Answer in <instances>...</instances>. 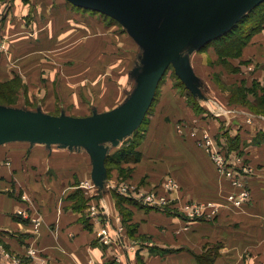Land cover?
Masks as SVG:
<instances>
[{"label":"crops","instance_id":"0c3cea01","mask_svg":"<svg viewBox=\"0 0 264 264\" xmlns=\"http://www.w3.org/2000/svg\"><path fill=\"white\" fill-rule=\"evenodd\" d=\"M66 1L118 22L70 0H0V28L6 45L0 51V80L11 79L18 71L16 61L49 50L54 39L84 34L89 15L76 12ZM230 19L221 26H227ZM183 86L163 90L155 111L150 110L154 116L142 133L141 159L121 164L130 170L127 177L121 176L117 166L109 171L105 160L101 192L93 177L92 153L84 146L70 152L46 142L0 143V264H11L10 257H26L28 247L40 249L48 264H264V136L254 141L264 130L241 126L236 111L231 117L228 108L218 113L226 114V119L210 116L211 99L200 101L203 112L195 111L187 101L192 92ZM201 89L205 94L204 86ZM75 98L74 106L84 105L83 99ZM193 120L199 121L197 127H190ZM194 128H209L227 143L233 137H238L239 144L247 142L246 151L256 168L250 179L249 203L232 205L228 199L232 185L197 137L189 135ZM169 176L174 181L171 190L164 185ZM85 181L90 183L91 202L82 198L85 195H73ZM79 189L85 194L82 185ZM151 189L166 195L173 207L160 210L134 198L149 196ZM118 196L125 198L123 205L131 212L128 220L119 212ZM185 201L211 202L216 215L213 220L188 221L179 210ZM91 205L99 208L95 218L82 212ZM33 219L40 222L38 228ZM108 228L110 241L105 243L100 233Z\"/></svg>","mask_w":264,"mask_h":264},{"label":"rangeland","instance_id":"374dc122","mask_svg":"<svg viewBox=\"0 0 264 264\" xmlns=\"http://www.w3.org/2000/svg\"><path fill=\"white\" fill-rule=\"evenodd\" d=\"M119 1L121 2V0ZM176 1L175 5H165L176 8L175 6H179L178 3H181L179 0ZM239 1L241 4L237 5ZM252 1L255 0H238L235 6L226 8L225 11L200 16L201 18L194 20L189 19L191 21H188L181 28L175 39V42H178L175 51L180 55V58L178 57L179 68L185 69V72L191 78H195L200 82L205 89L204 95L207 96L208 100H212L215 114L209 111L210 116L213 114L226 119V114L219 115L218 113H221L222 108H228L231 117L234 115L232 111H236L234 116L241 118V126L245 123L249 128L260 132L264 130V119L256 116L259 114V116L263 115L264 117V35L262 33L264 28H254L248 33V36H245L243 29L247 30L249 24H251V19L248 18L242 21V27L237 28L229 36L228 33L239 22L225 33L224 36H228L225 39L217 38L211 42H202L209 35L222 30L223 21L237 15L235 9L240 6L245 8ZM124 3L128 4L129 1ZM65 4L76 12L89 15L84 34L74 32L68 38H56L50 45L49 50L29 57L26 56L15 62L14 66L18 70L17 73L13 74L12 78L7 81L0 80V127L11 126L3 122L13 120L40 119L43 122L50 119L47 121L50 124L55 123V119L57 122L65 123L67 121L79 122L101 116H110L118 110L125 109L133 99H137L138 88L142 83L144 71L149 61L148 49H153L167 23V18L151 15L147 24H144L146 19L145 10L132 8L135 16L134 24L145 37L143 45L139 40H136L138 32L133 30L135 38L130 30L126 29L122 23H118L119 21L114 22L105 15L78 8L67 1ZM258 9L259 5L254 7L253 10ZM253 10L249 12L250 14L248 13V16L252 14ZM126 15L129 17V14L125 13L127 19ZM196 23H200L199 28L195 26ZM54 30L59 32L61 28L56 26ZM0 37L5 44V40L1 35V28ZM243 37L245 41H242ZM96 38L98 39L96 40ZM175 71L173 63L170 62L159 83L149 111L152 109L155 111L156 103L161 100L163 90H167L169 86H174V88L183 86L182 83L184 82L181 79L182 83H180L174 73ZM75 97L78 100L83 99L84 105L74 106L76 103ZM187 97L189 104L197 111L193 103V98L196 97L193 96L192 98L190 94ZM198 102L202 104L200 101ZM149 111L144 118V120L147 119L146 122L143 121L144 123H142L144 129H147L149 121L154 116L149 115ZM198 122L193 120L190 127H197ZM225 125H227V121ZM241 126L238 128L239 130H241ZM262 132L264 134V131ZM238 142L237 140L234 146L230 145L232 143L230 139L228 146L231 153L238 154L242 168L249 171V174L243 176L244 178L240 180L249 191V197L245 203L247 204L252 200L250 179L256 168L251 162V153L249 154L246 151L247 142L243 143L241 140L240 144L242 146L238 145ZM243 144H246L245 147ZM63 148L68 149L70 152L75 150L77 152L78 150L77 144H74L73 147L65 145ZM46 165L48 164L46 163ZM108 167L111 169L115 166L113 164L109 166L108 164ZM120 170L121 176H123L128 168ZM224 178L227 177L224 176ZM172 179L169 176L164 181L166 187L170 186L169 190L174 187ZM229 182L232 181L229 179ZM81 185L84 187L83 183ZM79 186L75 191L72 190L74 193L71 191L73 195L75 197L85 195L82 198L89 199L91 202L93 198H91L92 194L89 193L90 189L84 187V194L83 191H79ZM119 190L122 189L119 188ZM148 192H150L148 195L151 198L162 199L165 197L168 201L166 195L157 194L156 190L151 189ZM187 202L195 201H185L182 205ZM202 203L209 204L208 202ZM172 207L173 205L167 204L164 208L159 209L166 210ZM181 207H179L180 214L185 219L188 221L195 220L188 219L182 213ZM209 207L215 208L214 205ZM118 209L124 217H127L128 210L123 207ZM82 212L88 215L92 214L90 206H85ZM214 217L215 215L209 219L204 217L196 219L213 220ZM28 249L29 247L27 252ZM36 249L39 252V257L31 258L26 254L24 258H15L32 264L43 261L48 264L47 257L45 255L41 256V250Z\"/></svg>","mask_w":264,"mask_h":264},{"label":"water","instance_id":"95a60500","mask_svg":"<svg viewBox=\"0 0 264 264\" xmlns=\"http://www.w3.org/2000/svg\"><path fill=\"white\" fill-rule=\"evenodd\" d=\"M70 1L76 5L92 8L112 16L122 23L126 29L130 30L134 36L133 30L137 31L138 36L137 38L135 36V38L142 44L145 41V37L134 24L135 16L132 8L145 10L146 19L144 24H147L148 18H151V15L167 18V23L159 39L155 42L153 49H148L149 61L144 71L142 83H140L138 88V97L136 100L133 99L125 109L118 110L110 114V116H101L79 122L67 121L60 123L55 119V123L49 124L47 121L50 119L43 121L45 123L40 119H28L3 122L11 126L0 127V143L7 141H29L57 144L62 148L65 145L73 147L74 144L88 148L93 156L94 181L99 186L101 192V189L105 185L104 162L109 151L113 147H118L120 141L132 136L139 129L152 105L159 83L170 62L173 63L175 72L191 90L193 96L199 99V101H208L207 96L202 92L200 82L195 78H191L185 72V69L179 68L178 57L180 58V55L175 51V46L178 44V42H175V39L181 28L188 21L201 18L200 16L213 14L214 12H220L226 5H235L238 0H179L181 3H178L179 6H175L176 8L165 5H175L177 3L176 0H124L123 3L122 0L121 2L119 0ZM125 1H129V3L125 4ZM262 1H252L247 7L238 11L237 15L230 19L227 26L222 27V30H218L211 35L208 34L209 36L207 35L208 37L202 42L206 43L216 37L223 36ZM126 12L129 14V17L126 15L127 19L125 18ZM195 26L199 28L200 23H196ZM104 142L111 144L107 146L104 145Z\"/></svg>","mask_w":264,"mask_h":264},{"label":"built area","instance_id":"2783aa9c","mask_svg":"<svg viewBox=\"0 0 264 264\" xmlns=\"http://www.w3.org/2000/svg\"><path fill=\"white\" fill-rule=\"evenodd\" d=\"M4 49L5 44L0 37V51ZM211 111L213 112V114H215L214 108L211 109ZM182 126H184V124H182ZM226 126L228 127V123ZM188 133L191 137H197L200 146L207 152L212 162L217 167L218 172H220L223 176L229 178L232 181V191L228 193L229 199L232 204L234 206H240L242 204H245L249 197V191L245 188V185L241 183L240 180L244 178L243 176H247L249 174V171L242 168L241 162L237 156L238 154L231 153V151H229L231 149L229 148L227 141L224 138L219 137L217 133L211 131L208 128H204L202 129V131H199L198 129L194 128ZM83 185L85 188L90 189L89 181L83 182ZM167 187L170 188V186ZM119 192L125 194L127 193L125 192V189L122 191L120 190ZM134 198L145 206H152L157 209L164 208L168 204V201L165 197L162 199H155L151 198L150 196L145 197L142 194H137ZM208 203L209 204L206 205L207 203L202 202H187L182 205L181 211L188 219H196L201 217L209 219L216 215V208H210L209 206H212L214 204H212L211 202ZM90 208L92 210L91 216L95 218L99 211V208L95 205H91ZM33 221L37 226L36 228H38L40 222L37 219H33ZM111 227L112 226H110L109 228ZM109 228L102 230L100 233V239L105 243H109L110 241L111 233L109 231ZM38 253L39 252L36 248L30 247L28 249L27 256L31 258H34L36 256L39 257ZM6 255L9 257L8 254ZM10 259L11 264H32L30 262H22L19 259H14L11 257ZM36 264H46V262L43 261Z\"/></svg>","mask_w":264,"mask_h":264},{"label":"trees","instance_id":"16d2710c","mask_svg":"<svg viewBox=\"0 0 264 264\" xmlns=\"http://www.w3.org/2000/svg\"><path fill=\"white\" fill-rule=\"evenodd\" d=\"M248 15H246L244 18H242V20L235 26V28H233L228 33V36L231 33H233L237 28L242 27V21L245 20V19H248V18L251 19V24H249V27H248L247 30L243 29V34L245 36H248L249 35L248 33L254 28H257V27H263L264 28V3L260 5L258 10H253V12H252V14L250 16H248ZM228 36H223L220 39H225ZM230 41H231V39H230ZM242 41H245L244 37H243ZM180 83H182V82H180ZM182 85H184V83H182ZM190 95L193 98L192 94H190ZM193 100H194L193 103H194V105L196 107V110L198 112H200V113L203 112L204 111V107H202L200 105V103L195 98H193ZM256 117H263V115L259 116V114H258V116H256ZM146 120L147 119H145L144 122H146ZM142 126H143V124H141L139 129H137L133 133L132 136L128 137L125 141H123L122 145L119 146V148L115 149L113 152H111L108 155V157L106 158L107 167H108V164H109V166L111 164H113V166H115V167L117 166V168H119V171L121 172L120 169L124 170L122 168V166H121L122 163L138 162L141 159L142 153L139 150V146H140V140L142 138V133H143V130H144V127H142ZM140 128H141V130H140ZM258 135H259V137L257 136L258 138H254V141L259 140L260 136H264V134H262V133H259ZM230 139L232 141V143H230V145L234 146L235 142H237V140H238V137H233V138H230ZM238 145H239V142H238ZM108 170H110L109 167H108ZM127 175H128V172L127 173H123L124 177L127 176ZM117 201H118V207H123L124 209L127 210V208L123 205V203L126 202L125 198H122V197L118 196ZM130 217H131V212L128 210V214H127L126 220L130 219Z\"/></svg>","mask_w":264,"mask_h":264},{"label":"bare ground","instance_id":"6f19581e","mask_svg":"<svg viewBox=\"0 0 264 264\" xmlns=\"http://www.w3.org/2000/svg\"><path fill=\"white\" fill-rule=\"evenodd\" d=\"M228 199H229V196H228ZM230 200V199H229ZM241 206V205H240Z\"/></svg>","mask_w":264,"mask_h":264}]
</instances>
